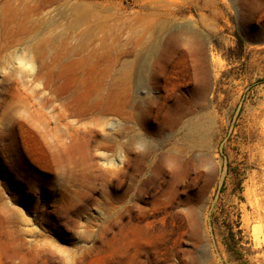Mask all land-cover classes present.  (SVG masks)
I'll return each mask as SVG.
<instances>
[{"label": "rangeland", "instance_id": "1", "mask_svg": "<svg viewBox=\"0 0 264 264\" xmlns=\"http://www.w3.org/2000/svg\"><path fill=\"white\" fill-rule=\"evenodd\" d=\"M0 264H264V0H0Z\"/></svg>", "mask_w": 264, "mask_h": 264}, {"label": "bare ground", "instance_id": "2", "mask_svg": "<svg viewBox=\"0 0 264 264\" xmlns=\"http://www.w3.org/2000/svg\"><path fill=\"white\" fill-rule=\"evenodd\" d=\"M160 1L165 6H167L169 9L172 6H176V3H177V0H160ZM169 28H170V22L163 21L160 24V26L157 27V31L170 32V31H168ZM172 34H174L173 36H176L177 38H182L183 34H189L190 36L198 37V34H196L194 31H192L189 27L183 28V29H177L174 32H172ZM133 50H135V49H133ZM136 51H137V49H136ZM124 69H125L124 70L125 71V79L123 78V81L126 82V88H125V92H124L126 94V99L121 98L122 95H120V92H121L120 88L116 87L115 90H113L110 93L108 100H109V103L112 105V110H113L114 114H118L119 112H121L120 111L121 109L123 111V108H125L126 106H129L131 111H129L127 113V117L132 119L135 116L134 110L140 107L139 104L133 105L131 102V98H132L131 80H132V74H133V63L132 62H126L124 64ZM109 91H111V90H109ZM130 129H132V128H130ZM188 137H189L188 138V140H189L188 147L182 148L177 153L169 154V155L163 157V159H162L163 175H165V177L166 176H180V177L187 176L188 177V176H192V174H195L193 179L195 181L198 179L199 172H200L198 162L202 163L207 158L206 156H198L199 154L196 153L204 146V143H205V140L207 137V132H206L204 125L198 124V125H193V126L189 127ZM138 143H139V138H137L135 136L130 138L128 141V145H127L128 152H129L128 163L130 166H132L133 159H134L133 158L134 148ZM145 156H146V154L143 151H141V152H139V154H137V159H144ZM144 167L145 166L143 164H140L139 171H142L144 169ZM159 201L161 204L165 203V192L164 191H162L161 194L159 195Z\"/></svg>", "mask_w": 264, "mask_h": 264}]
</instances>
